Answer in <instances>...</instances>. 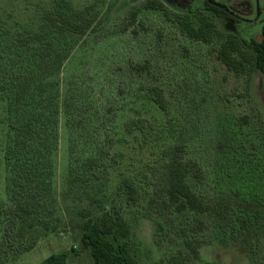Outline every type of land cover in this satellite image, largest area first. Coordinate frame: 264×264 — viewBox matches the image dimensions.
Segmentation results:
<instances>
[{
  "label": "rangeland",
  "instance_id": "1",
  "mask_svg": "<svg viewBox=\"0 0 264 264\" xmlns=\"http://www.w3.org/2000/svg\"><path fill=\"white\" fill-rule=\"evenodd\" d=\"M55 1L0 0V13L31 30ZM65 1L76 9L93 4L95 23L74 39L47 84L56 141L34 155L48 172L39 171L44 188L30 213L37 220L30 226L32 220L0 213V264H39L60 253L66 264H94L81 237L85 221L104 214L129 225L127 237H108L139 264H264V72L236 74L218 59V40L180 31L174 12L196 22L205 0H157L168 15L144 8L147 0ZM216 1L232 16L213 15L219 30L246 47L260 39L264 0ZM155 91L164 107L152 99ZM10 120L0 98L4 209L14 204L5 159ZM172 158L185 163V180L204 212L169 201L163 171ZM238 202L249 206L235 210ZM248 211L258 220H244Z\"/></svg>",
  "mask_w": 264,
  "mask_h": 264
},
{
  "label": "trees",
  "instance_id": "2",
  "mask_svg": "<svg viewBox=\"0 0 264 264\" xmlns=\"http://www.w3.org/2000/svg\"><path fill=\"white\" fill-rule=\"evenodd\" d=\"M143 7L160 10L165 15L169 12L157 0H147ZM93 8L94 5L90 4L76 9L65 0H56L52 9L40 17L38 26L31 30L13 26L0 13V87L3 91L0 98L6 101L11 117L9 127L13 136L6 147L5 159L10 162L11 174L7 176V187L14 203L4 209L0 200V213H9L19 220H32L30 226L37 220L35 216L30 217V213L39 207L44 188L43 180H38L39 171L44 170L34 160V155L50 151L52 140L53 146L56 141L54 127L57 125V109L52 108L53 98L47 84L68 58L74 39L93 28L96 18L92 14ZM205 8L206 11L196 14V22L189 14L176 12L173 14V21L182 33L193 39L205 43L218 40L217 57L228 70L236 74L254 68L264 72V22L260 29V39L251 38L246 47L237 35L222 32L213 21L215 14L232 19L225 4L205 0ZM131 17L134 21L135 12ZM6 66L10 69H6ZM151 97L158 106L164 107L159 91H155ZM37 126L43 129L36 130ZM48 129L50 135L41 139L40 136ZM48 154L49 152L47 159ZM186 173L185 163L172 158L163 171L165 193L178 209L189 208L204 212L206 206L186 182ZM132 190L130 187V191ZM248 206L249 204L238 202L235 210L245 211L243 208ZM246 214L248 217L244 220H258L252 211ZM253 226L254 224L250 229ZM130 232L129 225L121 216L113 218L104 214L99 222L85 221L81 242L90 250L94 264H139L125 250L117 249L108 237H127ZM66 259V253L50 254L39 264H66Z\"/></svg>",
  "mask_w": 264,
  "mask_h": 264
}]
</instances>
